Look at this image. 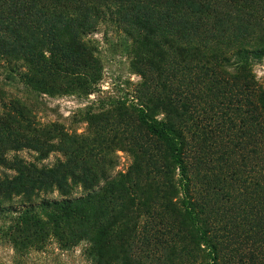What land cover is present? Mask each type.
<instances>
[{"label": "trees", "instance_id": "1", "mask_svg": "<svg viewBox=\"0 0 264 264\" xmlns=\"http://www.w3.org/2000/svg\"><path fill=\"white\" fill-rule=\"evenodd\" d=\"M106 22L133 37L140 78L87 107L85 133L0 87V247L12 264L52 246L89 264H264V0H0V67L23 61L34 92L95 93L87 38ZM120 150L134 162L115 174Z\"/></svg>", "mask_w": 264, "mask_h": 264}, {"label": "rangeland", "instance_id": "2", "mask_svg": "<svg viewBox=\"0 0 264 264\" xmlns=\"http://www.w3.org/2000/svg\"><path fill=\"white\" fill-rule=\"evenodd\" d=\"M93 52V59L98 62L101 70L100 80L97 83L95 93L86 95L80 90H66L53 94L34 92L26 88L21 74L28 71L23 61L14 65L15 69L0 67V87L6 96L20 100L35 114L40 123L59 122L69 132L83 134L87 130V121L84 118V110L90 107L100 96L104 98L119 99L128 94L133 85L139 80V76L132 66L133 37L113 22H106L98 31L87 38ZM254 74L264 86V58L254 65ZM19 155L30 162L41 166L46 164L53 167L65 160L58 152H53L50 157L42 161L35 160V154L24 151ZM118 164L115 174H123L132 166L134 157L129 152L117 151ZM5 173L0 168V175ZM57 194L55 195V197ZM82 247L75 253L61 254L56 246L48 249L43 256H33L30 264H89L82 256ZM13 252L9 247H0V264H12Z\"/></svg>", "mask_w": 264, "mask_h": 264}]
</instances>
